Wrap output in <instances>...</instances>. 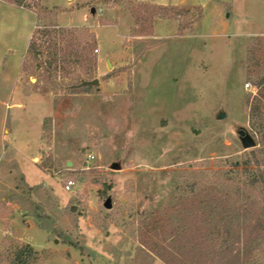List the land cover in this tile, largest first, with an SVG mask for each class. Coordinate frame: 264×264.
Masks as SVG:
<instances>
[{"label": "rangeland", "instance_id": "rangeland-1", "mask_svg": "<svg viewBox=\"0 0 264 264\" xmlns=\"http://www.w3.org/2000/svg\"><path fill=\"white\" fill-rule=\"evenodd\" d=\"M0 1L19 25L17 59L0 70V264L25 246L39 254L29 264H144L140 213L184 203L191 173L259 148L239 132L259 141L264 65L255 73L248 54L262 45L264 57V0ZM39 17L94 33L96 67L77 75L99 86L75 94L45 85L32 60L24 68Z\"/></svg>", "mask_w": 264, "mask_h": 264}, {"label": "trees", "instance_id": "trees-1", "mask_svg": "<svg viewBox=\"0 0 264 264\" xmlns=\"http://www.w3.org/2000/svg\"><path fill=\"white\" fill-rule=\"evenodd\" d=\"M23 2L12 3L23 7ZM38 20L24 68L32 60L41 70L45 85H61L75 94L88 89L90 85L84 83L89 80L77 75V70L96 67L94 33L85 27L69 28L56 21L48 22L45 17ZM262 48L256 45L248 54L255 73L264 65ZM256 87L257 103L251 108V116L260 134L255 142L259 148L231 169L191 173L184 203L163 213L156 212L153 216L157 217L151 221L147 219L148 212L140 213L145 217L139 222L140 251L147 258L144 264H154L155 259L164 264H249L264 252V76ZM38 255L25 246L8 256L18 264H29Z\"/></svg>", "mask_w": 264, "mask_h": 264}, {"label": "crops", "instance_id": "crops-1", "mask_svg": "<svg viewBox=\"0 0 264 264\" xmlns=\"http://www.w3.org/2000/svg\"><path fill=\"white\" fill-rule=\"evenodd\" d=\"M179 2H173V5L181 4L183 6L184 3L186 5H194L198 4L192 3L190 0H177ZM154 2V1H151ZM163 4V3H159ZM199 4H202L201 2ZM0 49H3V54L0 56V70L2 66L5 64H14L16 59H17V53H16V47L18 44V35H19V25H16L12 23V28L10 24L6 25V20L5 19V12L7 11L9 14L14 13L15 7L14 6H5L1 1H0ZM99 72L103 70V66L100 64L98 68Z\"/></svg>", "mask_w": 264, "mask_h": 264}, {"label": "water", "instance_id": "water-1", "mask_svg": "<svg viewBox=\"0 0 264 264\" xmlns=\"http://www.w3.org/2000/svg\"><path fill=\"white\" fill-rule=\"evenodd\" d=\"M93 12H95L93 10ZM109 67L112 68V65L110 63V61H108ZM84 85H90V86H99L100 82L98 79H95L93 81H89V82H85ZM240 137L242 138L243 141V145L245 149H252L255 147V141L249 136L247 135V133L245 131H240L239 132ZM69 166H72V163H69ZM114 170H118V165H114L113 166ZM105 207L107 209H111V202L110 200H107V202L105 203ZM73 212L75 211V208L72 210Z\"/></svg>", "mask_w": 264, "mask_h": 264}, {"label": "built area", "instance_id": "built-area-1", "mask_svg": "<svg viewBox=\"0 0 264 264\" xmlns=\"http://www.w3.org/2000/svg\"><path fill=\"white\" fill-rule=\"evenodd\" d=\"M95 53L96 54L99 53V50L96 49ZM248 86H250V85H248ZM257 90H258L257 88L252 89L254 94L257 92ZM75 185H76V182L73 179H67V180L64 181V189L67 192H72L74 187H75Z\"/></svg>", "mask_w": 264, "mask_h": 264}]
</instances>
